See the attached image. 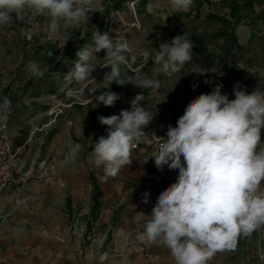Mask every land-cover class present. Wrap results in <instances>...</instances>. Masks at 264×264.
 I'll use <instances>...</instances> for the list:
<instances>
[{
	"label": "clouds",
	"instance_id": "1",
	"mask_svg": "<svg viewBox=\"0 0 264 264\" xmlns=\"http://www.w3.org/2000/svg\"><path fill=\"white\" fill-rule=\"evenodd\" d=\"M101 0H0V26L13 21H28L35 16L49 17L46 27L58 31L63 21L65 29L87 27L89 14L98 11ZM177 13L192 9L194 0H170ZM13 14H15L13 16ZM193 44L186 33L177 35L170 42L162 43L155 58L145 54L140 66L153 61L158 74L172 77L192 61ZM105 52L107 63L103 81L124 85L121 66L137 63V57L124 36H110L107 32L93 33L92 44H85L76 53L74 66L64 74L60 91L70 97L81 96L96 69L92 60ZM51 56L52 53H49ZM29 72L41 78L44 71L36 61L27 64ZM214 68L194 66L191 73L206 75ZM140 89L161 87L158 79L142 75L140 68L133 72ZM59 80V75L56 76ZM205 83H211L205 80ZM75 83L78 87L72 88ZM223 85L217 84L210 93L192 99L175 127L167 128V139L153 153L155 166L163 171L178 170L174 183L166 187L151 210L144 225V235L149 241L166 247L175 264H208L218 253L235 251L241 236L245 238L264 227V92L255 90L248 94L234 85V99L222 94ZM92 95L97 89H90ZM119 95L111 90L95 96L97 104L114 106ZM143 92L131 101L130 110L118 115L98 116L106 125L107 136H100L93 145L95 166L103 169V179L116 177L132 163L131 152L135 143L146 138L144 129L153 115L140 101ZM11 100L0 99V122L6 121L11 112ZM155 136V135H154ZM149 192L142 194V202L149 203ZM264 260V257H261Z\"/></svg>",
	"mask_w": 264,
	"mask_h": 264
},
{
	"label": "rangeland",
	"instance_id": "2",
	"mask_svg": "<svg viewBox=\"0 0 264 264\" xmlns=\"http://www.w3.org/2000/svg\"><path fill=\"white\" fill-rule=\"evenodd\" d=\"M119 3L122 6L117 8ZM232 7L225 0H194L190 11L177 13L170 0H148L144 6L141 0H101L98 11L89 14L87 27L81 30L65 29L61 21L59 30L52 32L46 27L47 16L0 26V99L7 96L12 105L6 119L8 132L12 135L19 129L27 130L34 137L32 149H44L58 119L79 115L81 120L88 118L83 124L90 134L97 136L104 130L107 135L108 126L101 125L97 117L130 110V101L143 92L145 98L140 106L154 116L146 128H154L158 136L165 137L168 126H176L189 102L202 93H210L217 84L223 85L221 93L229 99L235 98L233 89L237 83L248 94L255 90L264 92V0H259L252 11L244 9L241 15H233ZM95 30L112 37L124 36L138 62L121 66L124 85L113 82L106 89L109 83L103 78L110 68H104L107 61L102 50L92 60L96 69L88 89L78 98L70 97L60 91L64 74L74 66L75 53L85 44H92ZM184 33L193 44V56L181 72L172 77L158 74L159 66L151 59L146 66L139 65L145 54L154 60L162 43ZM29 61H36L42 71L47 69L43 77L29 72ZM194 66L212 67L216 72L198 75L191 73ZM138 67L145 77L161 82L157 91L140 89L131 84L134 80L126 78L133 76ZM206 79L211 83H205ZM71 87L78 86L73 83ZM93 88L97 91L91 95L89 90ZM108 90L120 97L115 105L95 107V96ZM51 110L54 114L49 124L35 118L36 114ZM261 139L264 141V129ZM32 160L38 165L50 162L43 160L41 153L33 154ZM103 239L99 240L100 245Z\"/></svg>",
	"mask_w": 264,
	"mask_h": 264
},
{
	"label": "crops",
	"instance_id": "3",
	"mask_svg": "<svg viewBox=\"0 0 264 264\" xmlns=\"http://www.w3.org/2000/svg\"><path fill=\"white\" fill-rule=\"evenodd\" d=\"M53 114L40 112L35 118L49 124ZM81 119H58L44 149H32L34 137L27 130L11 135L24 182L19 197L8 191L0 202V264H175L166 247L146 238L144 225L178 170H158L154 145L143 143L132 149L130 165L103 179L92 154L99 138L85 128L88 118ZM102 135L107 136L104 130L97 136ZM39 153L50 162L35 164L33 154ZM146 191L147 204L142 202ZM76 213L95 232L94 242L72 234ZM261 257L264 227L249 238L241 236L235 251L218 252L208 264H264Z\"/></svg>",
	"mask_w": 264,
	"mask_h": 264
},
{
	"label": "built area",
	"instance_id": "4",
	"mask_svg": "<svg viewBox=\"0 0 264 264\" xmlns=\"http://www.w3.org/2000/svg\"><path fill=\"white\" fill-rule=\"evenodd\" d=\"M144 132L148 137L142 138L139 143H135L132 149H137L141 144L146 143L154 145V152H156L162 143V138L167 139L166 137L158 136L155 129L151 127L145 128ZM15 157L16 151L14 149L13 138L7 129V122H0V202L8 191H12L16 197H19L24 177L15 161ZM3 216L4 214L0 211V218ZM71 232L73 235L80 236L87 241L94 242L96 240L95 232L88 230L87 223L83 220L81 213L75 214L71 225ZM104 242L105 239L101 241V245ZM102 257L106 259L108 252H103Z\"/></svg>",
	"mask_w": 264,
	"mask_h": 264
},
{
	"label": "trees",
	"instance_id": "5",
	"mask_svg": "<svg viewBox=\"0 0 264 264\" xmlns=\"http://www.w3.org/2000/svg\"><path fill=\"white\" fill-rule=\"evenodd\" d=\"M226 2H229L231 4L232 7V12L233 15H241L244 9H247V11H252L254 9L255 4L259 1V0H242L244 1L243 3H236L235 1H231V0H225ZM148 2V0H141V6L146 5ZM140 4V3H139ZM122 5L121 3L117 4V8H120ZM19 143V142H18Z\"/></svg>",
	"mask_w": 264,
	"mask_h": 264
}]
</instances>
